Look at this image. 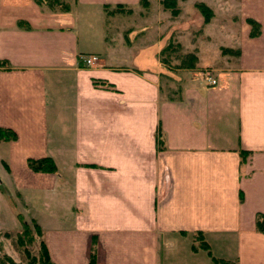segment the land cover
<instances>
[{"label":"crops","instance_id":"obj_1","mask_svg":"<svg viewBox=\"0 0 264 264\" xmlns=\"http://www.w3.org/2000/svg\"><path fill=\"white\" fill-rule=\"evenodd\" d=\"M139 1L74 0L63 13L0 0V128L15 135L0 142L5 173L40 214L53 264H88L91 253L95 264H213L191 249L198 232L213 258L264 264L254 230L264 216V0L223 15L215 0L192 1L225 22L197 36L213 28L236 61L214 85L181 79L175 99L157 58L165 14L141 15ZM115 5L130 12L106 15ZM44 157L55 174L27 169Z\"/></svg>","mask_w":264,"mask_h":264},{"label":"rangeland","instance_id":"obj_2","mask_svg":"<svg viewBox=\"0 0 264 264\" xmlns=\"http://www.w3.org/2000/svg\"><path fill=\"white\" fill-rule=\"evenodd\" d=\"M192 1L193 0H173L174 9L177 10L175 16H172L169 11H164L157 0L150 1V3L146 1L147 10L140 5L137 10V12L140 11L141 15L146 13L153 16V20L159 19L160 13L165 14L163 17L164 19L162 20L164 22L163 24L168 28L166 31V35L168 36L167 41L178 43L181 55H195L197 61L192 70H189L188 72L174 70L173 68L165 70L168 73L170 72L168 75H172L175 81H177L176 78H196L198 80L206 79L209 81L214 79L218 72L234 68L236 61L234 50L219 47L224 43V38L216 35L213 28L211 31H207L206 34L201 33L203 36H197L198 33H196V31L203 29V24L201 15L194 7L198 2ZM226 1L230 3L227 6H225ZM236 1L237 0H215V4L218 7H215V9H217L218 14L221 15L224 13L233 14L236 9ZM71 4L73 5V3ZM93 10L94 9L92 8H85L82 6L81 8H77L76 12L81 15L94 16L95 12ZM125 11L126 10L123 9V12ZM210 12L211 16H213L211 10ZM135 21L142 23L138 20V17L135 18ZM226 22L230 23L231 21L227 20ZM208 23H216L219 25L220 23L225 22L221 19L218 20L217 17L215 20L210 18ZM126 26L122 25L121 27L124 28ZM232 26L233 28L231 29L233 33H236L235 21H232ZM140 27L144 28L143 25ZM234 39L235 37L230 38L232 42H234ZM193 47L194 49H192ZM221 50H224V52L222 53ZM177 63V61H172L170 64L173 67L176 66ZM169 83L170 81L168 79L166 84L169 86ZM5 172L0 157V264H37L32 260L37 255L36 243L38 238L32 232V222L30 221L36 216H40V214L36 215L29 206L25 205V202L22 201L21 197L17 196L16 193L18 192L16 191L11 178H9V175ZM18 216L19 218H17ZM21 222H24L28 226L31 231L30 233L32 234L31 242H27L28 239H24L22 245L19 244L16 239V233L20 231ZM193 245L196 246L197 243L193 241ZM23 248L27 249L28 255L23 253Z\"/></svg>","mask_w":264,"mask_h":264},{"label":"trees","instance_id":"obj_3","mask_svg":"<svg viewBox=\"0 0 264 264\" xmlns=\"http://www.w3.org/2000/svg\"><path fill=\"white\" fill-rule=\"evenodd\" d=\"M74 0H33L34 3L43 5L46 8H48L51 11H59L66 13L70 9L71 2ZM162 9L164 11H169L172 16H175L177 13V10L174 9V2L173 0H161L159 2ZM139 5L143 8L146 7V0H140ZM196 10L199 12V14L202 17V24L208 23V21L211 18V12L210 10L203 4L198 3L194 6ZM123 8L121 5H115L112 9L107 10V7H104V11L106 15H109L113 12H119V13H127L129 10L123 12ZM247 25L250 28L249 37H256L259 33V27L258 25L252 21V20H246L245 21ZM180 46L178 43H173L171 41H167L166 44L160 48V50L157 53V57L159 59V63L161 66L165 69H174L178 71H185L188 72L189 70H192L196 64V57L193 54H184L181 55L180 52ZM222 53L224 50H221ZM235 55H237V51H235ZM172 59V60H171ZM172 61H177L178 63L176 66H171ZM167 72V71H166ZM170 73V72H169ZM167 79H169L170 83L172 84V87L169 89V97L170 99L178 98L179 92H180V82L181 79L175 81L173 79H170L169 77L163 76ZM15 139V135L11 133L8 130L1 129L0 128V142H8L13 141ZM238 156L240 159V162H243L245 160V157L247 156L246 152H243L241 150L238 151ZM26 167L29 171L32 173H39V174H55L56 168L52 160L48 157L40 158V159H26L25 161ZM19 218V216L17 217ZM32 222V232L33 234L38 238V241L36 243L37 246V255L35 258H33L32 261H35L37 264H53L49 257L46 250V247L44 245V242L42 240V233L39 228V226L35 223V221L31 220ZM254 230L258 233H261L264 235V216L263 215H256L254 220ZM30 229L28 226L24 223H20V231L16 233V239L19 244L22 245V241L24 239H28L27 242H31L32 240V234L30 233ZM193 241L197 243V245L194 247H191V249L198 248L204 252H206L207 256L210 258L211 262L213 264H236L235 262L225 261L221 259L213 258L210 255L208 246L204 243L202 239L201 233H196L193 236ZM23 253L25 255H28V251L26 248H23ZM88 264H95L94 256L91 253V256L89 258Z\"/></svg>","mask_w":264,"mask_h":264},{"label":"built area","instance_id":"obj_4","mask_svg":"<svg viewBox=\"0 0 264 264\" xmlns=\"http://www.w3.org/2000/svg\"><path fill=\"white\" fill-rule=\"evenodd\" d=\"M80 61L85 67H89V66L94 65L97 62V57L96 56H81ZM209 84L214 85L215 81L209 80Z\"/></svg>","mask_w":264,"mask_h":264}]
</instances>
